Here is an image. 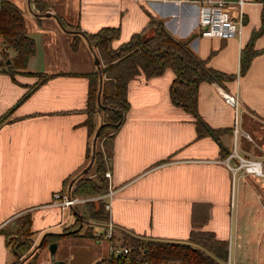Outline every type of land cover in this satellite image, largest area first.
Segmentation results:
<instances>
[{"label":"crops","instance_id":"crops-1","mask_svg":"<svg viewBox=\"0 0 264 264\" xmlns=\"http://www.w3.org/2000/svg\"><path fill=\"white\" fill-rule=\"evenodd\" d=\"M11 1L21 9L27 35L35 40L36 50L25 68L12 73L3 65L0 115L40 79L39 73L54 76L39 84L0 122V264L13 260L1 228L19 214H32L31 229L37 244L46 232L61 233L84 208L83 202L68 208L51 205L52 194L67 193L74 176L91 162L88 152L92 141L96 144L95 135L89 134L85 124L88 113L83 109L87 106L89 78L83 73L95 71L103 62L84 32L119 26L120 36L113 41L116 47L144 29L151 17L160 20L175 38L188 41L189 50L210 67L238 74L225 86L207 81L199 84L198 111L210 125L233 130L234 109L225 102L223 91L239 95V127L244 132L250 135L243 127L244 113L264 118V51L253 57L246 73L239 74L241 48L253 29L262 25V2L245 0L240 7L235 0L243 17L240 32L233 38H220L201 35L198 5L193 2L49 0L51 6L46 12L51 14L46 15L39 12L35 0ZM59 17L72 28H65ZM74 39L76 48L72 46ZM255 48L264 49V32L255 39ZM95 54L100 58L99 65ZM174 77L172 69L167 68L151 78L140 73L129 82L130 109L115 134L108 164L116 188L108 218L118 235L126 231L146 239L186 241L193 211L196 208L197 213L202 212L203 204H210L203 228L229 242L236 174L233 178V171L223 162L219 142L210 135L199 137L194 116L173 102L170 85ZM94 121L98 126L100 117L96 115ZM240 136L244 135H239L238 147ZM231 138L233 133L221 136L229 149ZM247 139L253 140L251 135ZM91 168L84 174L93 176ZM241 202L237 197L236 207ZM261 205L264 209L262 201ZM253 219L258 240L254 248L264 249V217L256 213ZM81 238L58 239L55 258L74 264L76 258L73 261L71 257L76 248L79 264H94L109 255L84 256L78 251L83 246L77 242ZM114 240L121 241L117 236ZM36 253V264H52L47 245ZM235 264L254 263L236 260Z\"/></svg>","mask_w":264,"mask_h":264},{"label":"trees","instance_id":"trees-1","mask_svg":"<svg viewBox=\"0 0 264 264\" xmlns=\"http://www.w3.org/2000/svg\"><path fill=\"white\" fill-rule=\"evenodd\" d=\"M262 2L264 0H255ZM39 12L49 10V0H35ZM1 31L4 37L3 65L8 70L16 72L25 68L29 58L35 53V40L27 35L25 20L21 9L11 0H0ZM65 28H72L59 17ZM152 29V34L145 38L144 32ZM119 26H105L93 33L84 32L89 45L99 52L103 65L95 71L83 73L89 78L87 106L83 109L88 113L85 124L89 134L95 135L96 144L92 141L88 158L92 161L93 176L77 173L74 184L67 189L71 196L90 198L105 193L108 190V178L105 171L108 169L113 148L115 134L125 120L130 109L128 97L129 82L138 74L143 73L146 78H151L164 73L171 68L175 77L170 85L173 102L190 112L195 119L196 131L199 137L210 135L220 144L221 158H226L231 149L223 145L221 136L231 134V127H213L199 113L197 107L198 89L202 81L217 82L226 85L227 81L237 78V73H225L216 70L202 59L193 54L187 47L188 41L175 38L164 26L163 22L150 18L147 26L134 32L130 38L113 46V41L120 36ZM264 32V7L262 25L253 29L248 42L241 48L240 70L242 75L248 70L254 56L264 51L255 48V39ZM73 48L77 40L72 42ZM40 79L18 99L6 113L0 115V122L21 103L29 94L48 77L47 73H39ZM101 85L100 101L97 100L98 90ZM100 117L97 126L94 117ZM235 161L237 159L235 158ZM233 161V162H235ZM251 177L250 175H246ZM257 183V181L255 180ZM100 205L96 206L95 200L83 202L85 212H76L72 224L63 228L60 233L46 232L39 243L34 244L32 214L23 212L13 221L1 228L7 238V244L13 255L9 264H36L37 249L57 241L66 236H89L87 232L81 233L84 222L89 216L106 223L108 213L104 208V201L99 199ZM210 204H203V211H193L192 228L186 241H170L161 239H146L120 231L114 234L128 247L127 252H110L108 256L96 261L94 264H223L229 252V242L218 238L214 231L203 228L209 218Z\"/></svg>","mask_w":264,"mask_h":264},{"label":"rangeland","instance_id":"rangeland-1","mask_svg":"<svg viewBox=\"0 0 264 264\" xmlns=\"http://www.w3.org/2000/svg\"><path fill=\"white\" fill-rule=\"evenodd\" d=\"M235 0H228L226 9L233 18H238L240 15L239 7ZM152 29L144 32L145 38L152 34ZM244 128L249 131L253 140H249L246 136H240L239 140V151L246 156L255 158H264V118L249 113H244ZM234 139V138H233ZM231 138L230 146L233 148L234 140ZM245 177V179H242ZM236 182L232 189V215H231V236L229 240V252L228 257L236 262V260H247L254 264L264 263V249L261 247L260 250H256V233L253 225L254 217L256 213L264 217V177H249L244 175L243 170H239L236 173ZM257 181V183L255 182ZM241 199V204L236 207V199ZM105 199H102L104 201ZM97 207L100 205L99 199L95 201ZM80 212H85L86 208L80 209ZM239 212V214H238ZM256 212V213H255ZM69 223V222H67ZM237 226H239L240 232H237ZM105 225L89 216L87 222L83 223L81 233H89L93 235L83 236L77 242L82 243V248L79 247L78 251H83L84 256L88 255L93 258L98 254H109L110 245L113 241L105 235ZM238 238L239 243L236 244ZM57 242V241H56ZM49 244H47L48 247ZM49 248V247H48ZM259 248V247H258ZM56 254V253H55ZM56 256V255H55ZM74 264H79L80 261L77 255V248L74 250V255L71 257ZM224 264V260H219Z\"/></svg>","mask_w":264,"mask_h":264},{"label":"built area","instance_id":"built-area-1","mask_svg":"<svg viewBox=\"0 0 264 264\" xmlns=\"http://www.w3.org/2000/svg\"><path fill=\"white\" fill-rule=\"evenodd\" d=\"M135 2H151V1H161L169 2L176 5H181L185 2H193L198 5V24L200 28V33L203 36L209 37H220V38H233L239 32L241 25L243 23L242 12L240 16L235 19L233 18L228 10L226 9V4L228 0H133ZM240 7L245 2V0H237ZM3 46H4V37L1 31V7H0V71L3 67ZM225 102L234 109V125H233V137L234 143L231 153L223 159L230 169L233 171V178L239 170H243L244 175H250L253 177H264V158H255L243 155L238 151V137L239 135H244L247 138H250V135L247 132H244L239 127V107L241 106V99L237 92L223 91L222 93ZM235 158L237 161H235ZM235 161V162H233ZM105 176L108 178V190L100 195L90 197V198H80L77 196H71L69 192H54L52 194L51 205H56L62 208H68L75 205L76 203H81L86 200H104V208L107 212L111 209V200L115 196L116 188L112 184L111 180V171L107 169L105 171ZM105 235L107 238L112 239L110 245V252L121 253L127 252L128 247L124 245L121 241H115V225L113 221L108 218L104 224ZM224 264H235V262L230 258L224 262Z\"/></svg>","mask_w":264,"mask_h":264},{"label":"water","instance_id":"water-1","mask_svg":"<svg viewBox=\"0 0 264 264\" xmlns=\"http://www.w3.org/2000/svg\"><path fill=\"white\" fill-rule=\"evenodd\" d=\"M50 14H51V13L46 12V15H50ZM95 63L98 64V65L100 64V58L98 57L97 54H95ZM100 93H101V85H100V87H99L98 95H97V100H98V102L100 101ZM96 137H97V133L95 134V139H96ZM91 165H92V161L87 165V167H85V168L83 169V172H84V173L87 172L88 169L91 167ZM72 182H73V181H71L69 187L71 186ZM56 246H57V242H56V241H55V242H52V243H50V244L48 245L49 250H50V252H51L52 264H64L63 261H60V260H58V259L55 258V250H56Z\"/></svg>","mask_w":264,"mask_h":264}]
</instances>
